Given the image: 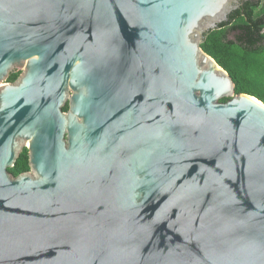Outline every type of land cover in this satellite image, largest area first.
Instances as JSON below:
<instances>
[{
    "label": "water",
    "instance_id": "obj_1",
    "mask_svg": "<svg viewBox=\"0 0 264 264\" xmlns=\"http://www.w3.org/2000/svg\"><path fill=\"white\" fill-rule=\"evenodd\" d=\"M239 2L0 0V264H264V105L200 48Z\"/></svg>",
    "mask_w": 264,
    "mask_h": 264
},
{
    "label": "trees",
    "instance_id": "obj_2",
    "mask_svg": "<svg viewBox=\"0 0 264 264\" xmlns=\"http://www.w3.org/2000/svg\"><path fill=\"white\" fill-rule=\"evenodd\" d=\"M200 48L230 76L235 95H249L264 105V0L240 2L227 21L203 35ZM25 159L9 170L13 177L29 170Z\"/></svg>",
    "mask_w": 264,
    "mask_h": 264
},
{
    "label": "flooded vegetation",
    "instance_id": "obj_3",
    "mask_svg": "<svg viewBox=\"0 0 264 264\" xmlns=\"http://www.w3.org/2000/svg\"><path fill=\"white\" fill-rule=\"evenodd\" d=\"M242 1H245V0H242ZM242 1L240 0V2H242ZM240 2H239V4H240ZM21 74H22V72L19 71V70H12V71L9 73L8 77L6 78V80L4 81V84H14V83H16V82L18 81V79L20 78ZM12 76H16V78H15L14 81L11 82V81H9V78L12 77ZM71 94H72V93L69 92V93H68V97H70ZM68 101H69V100L67 99V101H66V103H65V106H64L63 109H62V111H63L64 113H66V112L68 111ZM65 108H66V110H64ZM22 156H23L24 158H26L25 160H26L27 166L29 167L28 151H27V146H26V147H23V148L20 150V152H19V157H18L17 160L15 161L13 167L7 170L9 174H11V172H10L9 170L15 168L17 162L19 161L20 158H22ZM25 173H30V167H29V170H27V171H25V172H23V173H20L19 175H21V174H25ZM11 175H12V174H11Z\"/></svg>",
    "mask_w": 264,
    "mask_h": 264
},
{
    "label": "rangeland",
    "instance_id": "obj_4",
    "mask_svg": "<svg viewBox=\"0 0 264 264\" xmlns=\"http://www.w3.org/2000/svg\"><path fill=\"white\" fill-rule=\"evenodd\" d=\"M257 11V10H256Z\"/></svg>",
    "mask_w": 264,
    "mask_h": 264
}]
</instances>
